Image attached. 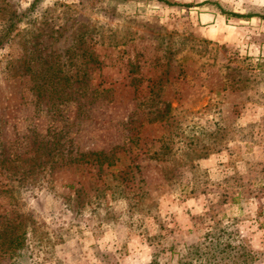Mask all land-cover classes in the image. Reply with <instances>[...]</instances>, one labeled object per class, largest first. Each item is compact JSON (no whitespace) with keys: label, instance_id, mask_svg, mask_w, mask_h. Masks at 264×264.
<instances>
[{"label":"rangeland","instance_id":"obj_1","mask_svg":"<svg viewBox=\"0 0 264 264\" xmlns=\"http://www.w3.org/2000/svg\"><path fill=\"white\" fill-rule=\"evenodd\" d=\"M211 253L264 264V0H0V264Z\"/></svg>","mask_w":264,"mask_h":264},{"label":"trees","instance_id":"obj_2","mask_svg":"<svg viewBox=\"0 0 264 264\" xmlns=\"http://www.w3.org/2000/svg\"><path fill=\"white\" fill-rule=\"evenodd\" d=\"M233 15L237 16V13H233ZM250 15L251 14H249L248 16H250ZM93 154L95 155V160H96V163H98V165H102L104 163L105 164H111L112 163V160L111 161L108 160L107 154L105 152H103V151H96V152H93ZM8 224H9V222H7V225ZM11 228L12 229H8L5 233H3L5 237H8L10 239V241L7 244L9 245L13 241H16L19 244L20 240L17 239L18 233H15L16 232L15 231L16 227L11 226ZM208 243H211V244L206 246V252L210 249V247L217 245L216 243H213L211 240ZM201 244H203V240L196 242L194 245L192 244V247L194 248L192 251L195 254H197V253L199 255H203L204 254L203 252L200 251L201 250V246H200ZM211 255L212 256L209 259L206 260L208 264H221L220 261L217 260L216 255H213V253H211ZM152 261L155 262V260H152ZM182 264H192V263H191L190 260H185L184 259V262H182Z\"/></svg>","mask_w":264,"mask_h":264}]
</instances>
